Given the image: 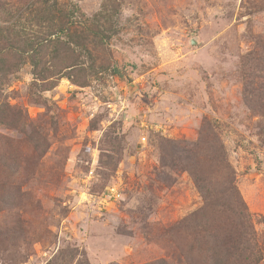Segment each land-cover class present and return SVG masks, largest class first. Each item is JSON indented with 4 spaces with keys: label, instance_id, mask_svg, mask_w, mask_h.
Returning <instances> with one entry per match:
<instances>
[{
    "label": "rangeland",
    "instance_id": "374dc122",
    "mask_svg": "<svg viewBox=\"0 0 264 264\" xmlns=\"http://www.w3.org/2000/svg\"><path fill=\"white\" fill-rule=\"evenodd\" d=\"M0 1V264H264V0Z\"/></svg>",
    "mask_w": 264,
    "mask_h": 264
},
{
    "label": "trees",
    "instance_id": "16d2710c",
    "mask_svg": "<svg viewBox=\"0 0 264 264\" xmlns=\"http://www.w3.org/2000/svg\"><path fill=\"white\" fill-rule=\"evenodd\" d=\"M5 4L3 1H0V10L2 11V13L7 14L8 11H4L5 10ZM11 7V6H10ZM54 7V6H53ZM24 6L20 7L18 6L16 9H13L15 11V16L16 17H20V15L24 14L25 11ZM18 48V47H14ZM223 163V162H222ZM231 173L233 174V169L231 171V167L230 170L228 171V177L227 179L230 182V186H229V193L232 195L231 198H234L232 201H227L226 203V208L227 209H231L233 211H238L239 209V205L237 203V201H235L236 199H240V195L235 187L234 184V179L231 177ZM193 180L195 182V185L197 186V188L199 189V191L201 192L202 196L204 197L205 200H208L210 198V192L209 189L206 187V184L204 183V181L202 180L201 174L198 173L197 171H194L193 173ZM238 214L241 215L240 218V222L237 223V239L235 244H233L231 246V251L232 253H234L233 258H235L236 260L239 259L241 261L245 260V252H248L250 255H252L255 252L261 251V247H258L256 242L250 244L245 245L240 239L238 238H242L244 236H246L247 234L252 235V233H254V228L251 226V224H249V222L247 223L245 215L242 212H238ZM254 237V236H253ZM219 248V245H218ZM229 254V253H228ZM232 255V254H229ZM247 259V258H246ZM254 262V263H253ZM252 263L256 264L258 263L257 260H254ZM236 264H240V263H236Z\"/></svg>",
    "mask_w": 264,
    "mask_h": 264
},
{
    "label": "water",
    "instance_id": "95a60500",
    "mask_svg": "<svg viewBox=\"0 0 264 264\" xmlns=\"http://www.w3.org/2000/svg\"><path fill=\"white\" fill-rule=\"evenodd\" d=\"M192 43H195V41H192ZM129 89L131 90L132 89V86H129Z\"/></svg>",
    "mask_w": 264,
    "mask_h": 264
}]
</instances>
